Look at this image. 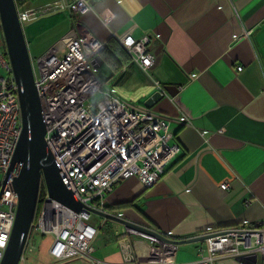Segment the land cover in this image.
I'll return each instance as SVG.
<instances>
[{
	"label": "crops",
	"instance_id": "obj_1",
	"mask_svg": "<svg viewBox=\"0 0 264 264\" xmlns=\"http://www.w3.org/2000/svg\"><path fill=\"white\" fill-rule=\"evenodd\" d=\"M56 1L27 0L19 8ZM86 2V13L60 12L63 16L48 32L29 39L33 30L25 34L23 29L30 59L91 33L107 44L106 56H99L108 77L129 68L141 73L139 104L114 88L123 75L112 86L104 81L121 98L145 108L153 93L164 90L149 110L170 118L181 149L153 186L144 188L137 178L127 179L104 197L102 207L131 203L114 210L115 215L172 240L210 236L252 222L264 227V0ZM143 36L149 37L146 48L153 56L147 69L127 51ZM4 46L0 25V51ZM182 116L188 125L179 123ZM223 183L229 185L226 190L220 188ZM104 224V231L95 226L89 255L57 263H154L148 238L123 236L122 225ZM205 243L178 245L173 263L201 264L197 254ZM238 259L221 256L212 264H246ZM256 264H264V257H257Z\"/></svg>",
	"mask_w": 264,
	"mask_h": 264
},
{
	"label": "built area",
	"instance_id": "obj_2",
	"mask_svg": "<svg viewBox=\"0 0 264 264\" xmlns=\"http://www.w3.org/2000/svg\"><path fill=\"white\" fill-rule=\"evenodd\" d=\"M70 2L56 1L45 5L43 10L24 8L18 11V18L20 22H29L47 13L64 12V8H69L73 16L89 10L86 0ZM148 42L149 37L143 36L127 50L131 60L143 69L153 62L146 48ZM104 47V41L85 32L56 44L32 65L45 124V145L72 195L83 205L79 211H74L49 198L44 202L35 229L53 237L48 252L56 263L87 256L93 251L97 230L87 208L104 210V197L126 179L135 177L144 188L153 186L181 151L170 129L169 117L121 98L97 76L91 61ZM0 66L4 72L0 74L1 262L18 201L11 178L5 187L3 181L22 132V123L17 86L7 56L1 51ZM159 92L163 94L164 90L159 89ZM178 121L181 125L189 123L185 117ZM15 175L13 172L12 176ZM228 186L223 183L220 188L226 190ZM128 233L149 239L153 264H174L172 256L177 245L142 231L122 230L123 236ZM29 236L30 231L20 261L35 249ZM248 255L264 257V227L253 222L245 228L224 229L208 236L197 254L201 264H212L221 256Z\"/></svg>",
	"mask_w": 264,
	"mask_h": 264
},
{
	"label": "water",
	"instance_id": "obj_3",
	"mask_svg": "<svg viewBox=\"0 0 264 264\" xmlns=\"http://www.w3.org/2000/svg\"><path fill=\"white\" fill-rule=\"evenodd\" d=\"M0 25L4 37L5 54L17 86L22 123V132L3 181V187H5L11 178V186L17 195L18 201L13 227L0 264H19L35 216L41 175H43L50 198L74 211H79L83 208V205L72 195L49 149L45 145V124L34 84L32 61L23 28L17 16L15 0H0ZM91 62L96 69L103 64L100 56L95 57ZM161 97V92L156 91V93H153L144 102L145 108L151 109ZM13 172L16 173L15 176H12ZM87 210L119 225L138 229L156 236L163 242L177 246L197 242L208 237L172 240L163 234L124 220L119 214L109 213L105 209L87 208ZM238 260L246 264H256L257 256H243Z\"/></svg>",
	"mask_w": 264,
	"mask_h": 264
},
{
	"label": "rangeland",
	"instance_id": "obj_4",
	"mask_svg": "<svg viewBox=\"0 0 264 264\" xmlns=\"http://www.w3.org/2000/svg\"><path fill=\"white\" fill-rule=\"evenodd\" d=\"M87 1V0H86ZM75 0H71V3H74ZM54 3V2H53ZM51 4V3H49ZM47 5V4H46ZM17 6V5H16ZM46 6H37V7H30L31 9H36V10H43ZM21 10L18 6H17V16H18V11ZM64 11H67L68 14L72 13L70 11V9H63ZM80 15V14H77ZM63 15L60 14V12H56V13H52V14H44L40 17H38L36 21H32V22H20L22 25V28L24 29V33L26 34V30L29 29V31H32V34L28 33L27 36L29 39H31L32 37H36L37 35L44 33V32H48V28L51 27L52 25L56 24L60 18ZM81 16V15H80ZM19 19V18H18ZM20 21V20H19ZM107 47V44H105V47L102 51H104ZM1 51L4 52L5 51V46L1 47ZM101 51V52H102ZM100 52V53H101ZM107 54V53H106ZM36 58V57H35ZM37 59V58H36ZM32 57V65H34L35 60ZM97 76L103 80V81H107L109 84H114L116 82V80L123 75V77L121 78V80H119V83L117 82V84L115 85L114 88L118 89L122 95L125 98H128L129 101H132L136 104H139L140 101L137 99V96L140 92V88L137 87L141 85L142 83V76L141 73H138L135 71L134 68H129L128 70H126L125 72H123V74H119V75H115L113 77H108V71L106 69V66H101L100 68L97 69ZM0 74H4L3 69L0 66ZM135 81H137V84H135ZM112 86V85H111ZM92 100L94 98H91ZM183 117V116H182ZM180 118V117H179ZM178 118V119H179ZM3 177V173L0 172V180ZM39 196H38V200H37V206H36V210H35V216H34V223L32 224L31 228H30V239L33 241L34 243V251L29 255L26 256L25 259L21 260L19 262V264H52L50 263L51 261H54V259H52L49 254H48V249L50 247V245L52 244V236L49 234H44V233H40V231L35 229L36 224L38 223L41 211L43 209V205L46 199V190H45V186L44 183L42 181V186L40 188L39 186ZM91 223L96 226L97 228H103L102 230L104 231L106 228V225L104 223H112V221L107 220L105 218H103L102 216H99L97 214L91 213ZM55 264H62V263H55ZM83 264H88V263H83Z\"/></svg>",
	"mask_w": 264,
	"mask_h": 264
},
{
	"label": "trees",
	"instance_id": "obj_5",
	"mask_svg": "<svg viewBox=\"0 0 264 264\" xmlns=\"http://www.w3.org/2000/svg\"><path fill=\"white\" fill-rule=\"evenodd\" d=\"M27 2V0H15V3H16V5L18 6V7H21V5L22 4H24V3H26ZM47 14H52V13H47ZM4 54H5V52H3ZM106 53H107V50L105 49L104 51H102L99 55L101 56V57H103V59H104V57L106 56ZM105 62H107V61H105ZM41 186H42V184L40 185V188H41ZM39 191H40V189H39ZM38 196H39V193H38ZM131 205V203H122V204H118V205H115V206H112V207H109L108 209H106V210H108V212L109 213H112V214H116L115 213V211L114 210H118V209H126V207L127 206H130ZM51 257V256H50Z\"/></svg>",
	"mask_w": 264,
	"mask_h": 264
},
{
	"label": "bare ground",
	"instance_id": "obj_6",
	"mask_svg": "<svg viewBox=\"0 0 264 264\" xmlns=\"http://www.w3.org/2000/svg\"><path fill=\"white\" fill-rule=\"evenodd\" d=\"M43 118V117H42ZM44 121V120H43ZM51 153V152H50ZM52 155V154H51ZM52 157H53V155H52ZM53 159H54V157H53ZM127 180V179H126ZM42 181H43V183H44V186H45V190H46V199L47 198H49V200H52V201H55V202H58V201H56V200H54V199H52V198H50V196H49V193H48V190H47V187H46V185H45V182H44V178H43V175H41V178H40V185L42 184ZM125 181V180H124ZM123 182V181H122ZM114 188V187H113ZM113 190V189H112ZM45 199V200H46ZM59 203V202H58ZM123 226V225H122ZM123 229L126 231V230H131V231H140V230H138V229H135V228H132V227H128V226H123ZM127 235H134V236H137V237H140V236H138L137 234H134V233H128V234H125V236H127Z\"/></svg>",
	"mask_w": 264,
	"mask_h": 264
},
{
	"label": "clouds",
	"instance_id": "obj_7",
	"mask_svg": "<svg viewBox=\"0 0 264 264\" xmlns=\"http://www.w3.org/2000/svg\"><path fill=\"white\" fill-rule=\"evenodd\" d=\"M31 227V226H30ZM165 236V235H164ZM167 237V236H166ZM167 238H169V237H167Z\"/></svg>",
	"mask_w": 264,
	"mask_h": 264
}]
</instances>
